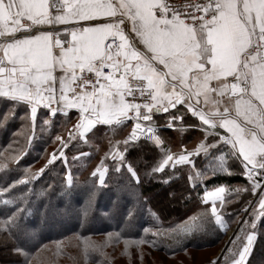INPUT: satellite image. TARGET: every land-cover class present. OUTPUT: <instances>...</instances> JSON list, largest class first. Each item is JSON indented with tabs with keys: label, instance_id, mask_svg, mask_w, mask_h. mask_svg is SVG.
<instances>
[{
	"label": "snow or ice",
	"instance_id": "1",
	"mask_svg": "<svg viewBox=\"0 0 264 264\" xmlns=\"http://www.w3.org/2000/svg\"><path fill=\"white\" fill-rule=\"evenodd\" d=\"M45 25L50 30L38 27ZM0 100L10 102L5 119L23 105L27 111L22 119L30 118L33 125L38 109L47 110L44 125L57 114L77 110L73 127L80 136L94 125L132 121L123 151L114 153L110 166H97L92 177L107 186L106 174L111 172L108 179L127 190L137 204L148 200L138 191L141 174L127 158L128 147L146 134L163 146L156 135L157 115L166 116L169 128L186 116L199 121L203 139L195 149L175 159L164 152L145 175L172 165L173 173L162 181L167 184L175 166L187 164L189 188L195 191L206 172L195 166L201 153L207 159L219 152L225 163L235 164L247 185L231 191L237 200L242 192L252 198L228 214L235 215L238 230L222 255L224 264H248L257 222L264 219V0H198L180 6L168 0H0ZM67 147L61 141L60 159ZM56 160L53 155L36 177ZM230 168L231 164L221 165L229 175ZM67 184H73L71 173ZM0 191L11 196L8 188ZM224 193V186L205 189L199 210L170 234L224 228L225 213L217 201L224 208L232 203ZM14 202L16 210L0 219V235L24 264H31L20 242L21 235L29 234L24 223L28 209L23 199L4 201ZM148 211L155 216L151 208ZM159 234L157 227L152 235ZM121 235L108 234L116 241ZM78 239L86 250L103 247L86 237Z\"/></svg>",
	"mask_w": 264,
	"mask_h": 264
},
{
	"label": "trees",
	"instance_id": "2",
	"mask_svg": "<svg viewBox=\"0 0 264 264\" xmlns=\"http://www.w3.org/2000/svg\"><path fill=\"white\" fill-rule=\"evenodd\" d=\"M9 103L0 100V189L8 188L11 193L9 196L0 191V219L16 210L15 202L5 204V200L23 199L22 206L28 209L24 223L29 234L21 235L20 242L30 253L31 264H209V259L202 260L203 253L217 249L226 230L236 224L235 215L228 214L242 207V201L252 198L242 192L237 200L231 191L247 185L235 164L223 159L224 167L231 164L233 174L229 175L221 167L210 165L211 157L205 159L203 154L196 158L195 166L206 172L195 191L189 188L186 165H176L175 175L167 184L162 181L173 173L170 165L162 173L145 175L161 161L164 152L168 154L175 148L167 143V131L159 127L156 134L166 144L160 147L154 141L138 139L126 152L141 174L138 191L148 200L147 204H137L127 190L118 187L114 179H108L111 172L106 174L107 186L99 185L98 177H92L97 166L102 162L110 166L114 153L123 151L127 122L96 125L81 137L78 131L69 135L77 119L73 110L57 114L44 125L42 117L47 116V110L38 109V119L33 125L30 118L22 119L27 111L23 105L5 119ZM154 120L157 125H165L166 116L157 115ZM61 141L68 143L62 149L64 159H60ZM53 155L57 160L36 177ZM69 173L72 185L67 184ZM119 183L123 185V181ZM217 186L225 187L226 200L232 199L226 208L217 202L225 213L226 226H209L187 235L170 234L177 226L183 228L186 218L199 210L197 205L202 204L203 191ZM166 195L174 202L170 207ZM203 204L211 206L210 202ZM257 223V238L248 264H264V219ZM157 227L160 234L153 236ZM144 228L150 231L145 233ZM117 232L122 233L118 241L109 238V233ZM79 237L103 247L99 251L91 247L86 250ZM0 264H24L23 257L14 254L10 243L5 246L3 235H0Z\"/></svg>",
	"mask_w": 264,
	"mask_h": 264
},
{
	"label": "crops",
	"instance_id": "3",
	"mask_svg": "<svg viewBox=\"0 0 264 264\" xmlns=\"http://www.w3.org/2000/svg\"><path fill=\"white\" fill-rule=\"evenodd\" d=\"M24 22L27 23V21H24ZM38 27H42L43 30H48L49 26L45 25V26H38ZM68 111H71V110H68ZM73 111H75L77 113V116L79 115L77 110H73ZM76 122H75V124H76ZM115 123L116 122L114 121L111 124H115ZM111 124H107V125H111ZM103 125H105V124H103ZM198 125H199V121L194 122L193 118H191L190 116H186L183 123L178 121L173 126V128H169V127H166L165 125H161L160 128L165 129L167 131L166 135H169V137L172 138V141H170V139L168 137L167 143L170 145L174 144V147H175L174 151H170L168 153V155H172L175 159L178 154H186V152H185L186 149L187 150H194L196 145L203 139L202 130L198 127ZM73 126L71 127L72 133H74L75 131H78V133L80 134L79 130L75 129ZM94 126H96V125H94ZM92 128H90L87 132H85L84 135L81 137H84ZM171 134H174V135L172 136ZM185 135H187V136H185ZM162 140L164 141V144H166L165 143L166 140H164V139H162ZM169 150H171V149H169ZM202 154L203 153H201L200 155H202ZM211 159L212 160H210V161H213V162L210 165H212V166L221 167V165L223 164V158L221 157L220 153H217L214 157H211ZM184 165L191 167L190 165H187V164H184ZM170 167H172V165H170ZM217 187H219V186H217ZM213 189H211V190H213ZM211 190H208V191H211ZM205 202H208V201L205 200ZM217 202H219V201H217Z\"/></svg>",
	"mask_w": 264,
	"mask_h": 264
},
{
	"label": "rangeland",
	"instance_id": "4",
	"mask_svg": "<svg viewBox=\"0 0 264 264\" xmlns=\"http://www.w3.org/2000/svg\"><path fill=\"white\" fill-rule=\"evenodd\" d=\"M70 135V134H69ZM166 198H167V206L168 207H170V205H171V203L173 204L174 202H171V198H168L167 197V195H166ZM233 228H236V231L238 230V227H237V224H235L234 226H232V227H230L229 229H227L226 230V232H225V236H224V238H223V240H222V243L219 245V247H217V249H215V250H212V251H208V252H204L203 253V257H201L202 258V260L203 259H205V260H207V259H209V264H213V262L214 261H217V260H219L220 261V264H222V263H224V259H225V256L224 255H222V253H226V251H227V245H226V247H224V250L222 251V252H220V250H221V247L224 245V243H225V239H226V237H227V233H228V231H230L231 229H233ZM233 237V235L231 236V238ZM230 238V239H231ZM230 239H229V241H230ZM228 244V243H227ZM220 252V253H219Z\"/></svg>",
	"mask_w": 264,
	"mask_h": 264
},
{
	"label": "built area",
	"instance_id": "5",
	"mask_svg": "<svg viewBox=\"0 0 264 264\" xmlns=\"http://www.w3.org/2000/svg\"><path fill=\"white\" fill-rule=\"evenodd\" d=\"M168 2L171 3V4H174L176 6H180V5H186V4L191 3V2H198V0H168ZM184 10L185 11H190L191 9L185 8ZM57 27H59V26H57ZM48 30H50L49 27H48ZM122 122H127L128 123V131L124 135V139L126 140L127 139V135L131 132V127H132L133 122L132 121H121L119 123H122ZM146 136H147V134H146ZM146 136L145 137H141L139 139L142 140V141L150 142V140H148L146 138Z\"/></svg>",
	"mask_w": 264,
	"mask_h": 264
},
{
	"label": "bare ground",
	"instance_id": "6",
	"mask_svg": "<svg viewBox=\"0 0 264 264\" xmlns=\"http://www.w3.org/2000/svg\"><path fill=\"white\" fill-rule=\"evenodd\" d=\"M236 231V228H233V229H231L230 231H228V233H227V237H226V239H225V243H224V245L221 247V250H220V252H222L223 250H224V247H226V245H227V243L229 242V239L231 238V236L233 235V233ZM219 252V253H220Z\"/></svg>",
	"mask_w": 264,
	"mask_h": 264
}]
</instances>
